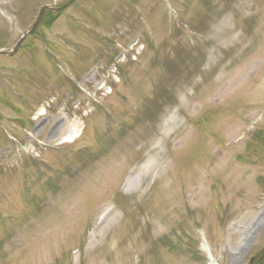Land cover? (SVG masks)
I'll use <instances>...</instances> for the list:
<instances>
[{
  "label": "rangeland",
  "instance_id": "374dc122",
  "mask_svg": "<svg viewBox=\"0 0 264 264\" xmlns=\"http://www.w3.org/2000/svg\"><path fill=\"white\" fill-rule=\"evenodd\" d=\"M0 49V264H264V0H0Z\"/></svg>",
  "mask_w": 264,
  "mask_h": 264
},
{
  "label": "water",
  "instance_id": "95a60500",
  "mask_svg": "<svg viewBox=\"0 0 264 264\" xmlns=\"http://www.w3.org/2000/svg\"><path fill=\"white\" fill-rule=\"evenodd\" d=\"M45 9H46V7H44V8L42 9V11H41V13H40V16H39V20L41 19V17H42V13L44 12ZM39 20H38V21H39ZM37 23H38V22H37ZM37 23L35 24V26L37 25ZM35 26H34V27H35Z\"/></svg>",
  "mask_w": 264,
  "mask_h": 264
},
{
  "label": "bare ground",
  "instance_id": "6f19581e",
  "mask_svg": "<svg viewBox=\"0 0 264 264\" xmlns=\"http://www.w3.org/2000/svg\"><path fill=\"white\" fill-rule=\"evenodd\" d=\"M132 181H133V180H132ZM261 217H263V215H262Z\"/></svg>",
  "mask_w": 264,
  "mask_h": 264
}]
</instances>
